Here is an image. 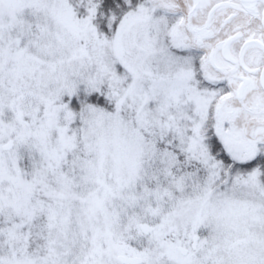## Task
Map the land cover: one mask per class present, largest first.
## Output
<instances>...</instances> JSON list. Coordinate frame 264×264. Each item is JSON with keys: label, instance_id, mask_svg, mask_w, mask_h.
Segmentation results:
<instances>
[{"label": "snow or ice", "instance_id": "snow-or-ice-1", "mask_svg": "<svg viewBox=\"0 0 264 264\" xmlns=\"http://www.w3.org/2000/svg\"><path fill=\"white\" fill-rule=\"evenodd\" d=\"M0 264H264V0H0Z\"/></svg>", "mask_w": 264, "mask_h": 264}]
</instances>
